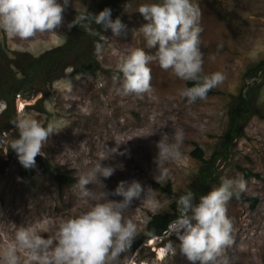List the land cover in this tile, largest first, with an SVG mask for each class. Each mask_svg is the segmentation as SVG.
<instances>
[{
  "label": "rangeland",
  "instance_id": "rangeland-1",
  "mask_svg": "<svg viewBox=\"0 0 264 264\" xmlns=\"http://www.w3.org/2000/svg\"><path fill=\"white\" fill-rule=\"evenodd\" d=\"M102 1L116 8V13L111 11L115 15L112 18L119 17L126 27L119 36H113L110 29L101 30L100 50L95 53L99 68L80 74L72 70L70 63L74 61L70 59L60 67L62 75H44L29 90L15 95L6 113V103L0 97V138L4 141L0 143V250L14 240L20 228L51 238L61 218L78 215L98 202L81 198L78 188L79 177L97 162L112 166L114 172L87 185L94 194L111 193L121 180L138 181L144 192L151 188L147 198L143 199L142 192L141 198L134 199L123 211L124 218L135 224L136 235L145 234L155 214L170 213V205L180 195L192 191L193 202L198 203L201 195L218 187L224 178H243L236 168L240 166L259 175L243 178L246 189L240 192L256 197L257 202L251 208L234 196L227 201L233 242L224 250V256L228 264H263L264 120L250 115L238 137L229 143L227 158L218 157L211 165L209 162L222 149L230 109L240 91L264 112V66L256 69L264 60V0H191L199 12L201 76L217 72L223 76L211 88L212 94L195 102L179 95L186 82L156 62L149 64L150 93L122 95L120 83L113 79L122 55L133 49H143L147 55L155 53L154 48L147 47L140 31L147 21L136 9L157 0H113L115 5L111 0H70L61 25L53 32L21 39L0 30V63L2 55L12 59L19 54L24 59L62 44L71 29L68 25L75 17L78 19L75 13L86 12ZM80 40L85 42L83 37ZM81 42L76 45L80 49ZM82 51L86 55L90 52L87 46ZM11 66L14 77L21 78L17 67ZM20 113L29 114L45 127L52 124L56 130L43 145V155L38 154L35 166L29 169L19 163L9 146L18 136L13 122ZM175 129L184 134L178 155L156 162V142L163 133L171 140ZM115 145L124 155H112ZM196 147L202 150V161L191 155ZM202 169L212 172L205 182L199 177ZM60 174L73 181L59 186L55 176ZM167 183L171 193L157 186ZM109 199L122 197L110 195ZM169 228L146 244L134 247L131 243L130 249L121 253L123 264H192ZM18 255L25 264H34L27 260L24 249H18Z\"/></svg>",
  "mask_w": 264,
  "mask_h": 264
},
{
  "label": "clouds",
  "instance_id": "clouds-1",
  "mask_svg": "<svg viewBox=\"0 0 264 264\" xmlns=\"http://www.w3.org/2000/svg\"><path fill=\"white\" fill-rule=\"evenodd\" d=\"M69 3L70 0H0V30L21 39L33 37L38 32H53L61 25L62 13ZM136 10L147 21L140 31L147 47L154 48L155 53L147 55L143 49H133L119 58L118 74L113 79L120 83V93L138 97L150 93L149 64L156 62L160 68L170 69L180 80L193 82L191 87L180 89L181 97L189 102L205 99L207 92L219 84L223 76L219 72L201 76L199 12L191 0H157L142 4ZM93 23L104 30L110 29L113 36H119L126 27L119 17L112 18L108 7L91 13L90 17H75L68 27L79 25L90 35H97L91 27ZM96 47L99 51L100 45ZM13 124L18 136L9 146L25 169L33 168L35 157L43 155V145L56 130L52 124L41 125L27 113L18 114ZM183 140L180 129L174 130L171 140L169 134H161L156 142V162L175 158ZM113 154L124 155V152L115 145ZM113 172L114 168L103 161L95 163L79 177L78 188L81 198L98 202L78 215L61 218L51 238H44L30 228L18 229L14 240L0 250V264H25L18 255L21 248L28 253L27 260L34 264H123L121 253L130 249L137 231L135 224L124 218L123 211L134 199L141 198L144 190L136 180L119 181L111 193L94 194L87 187L97 178L110 177ZM245 189L243 178H224L218 187L201 195L198 203L193 202L192 191L179 196L176 201L179 215L170 224L169 231L176 234L180 251L192 264L197 261L199 264H228L224 250L232 244L233 238L226 203ZM150 194L151 188H148L143 199ZM110 195L122 199H109Z\"/></svg>",
  "mask_w": 264,
  "mask_h": 264
},
{
  "label": "trees",
  "instance_id": "trees-1",
  "mask_svg": "<svg viewBox=\"0 0 264 264\" xmlns=\"http://www.w3.org/2000/svg\"><path fill=\"white\" fill-rule=\"evenodd\" d=\"M111 2H114L113 5H115L116 3L113 0H111ZM105 7H108L105 2H97L94 7L89 8L86 12H76L75 14L78 16V19L81 15H87L90 17L91 13L96 14L99 11L103 10ZM110 9L111 11L116 13L115 7L114 9ZM112 13L111 15L115 17V15H113ZM91 27L97 31V35H90L79 25H73L68 33V37L65 42L51 49L45 50L38 56H25L23 59L22 57H19V54H17L16 56H14V58L8 59L6 56L2 55L3 59L0 63V97L6 103V106L4 108L5 113L9 109H11V99L13 100L15 95H20V92L29 90L32 84H34L36 80H39L44 75L47 76L50 73L62 75V73L60 72V67L64 62L70 59L73 60L75 63L73 64L76 65L75 72L77 71L80 74H84L92 68H99V65H97L95 59V53L97 50L96 45L99 44L98 37L101 33L102 27L95 25L94 23L91 25ZM82 37L85 39V42H81L80 39ZM80 42L81 49L76 46L77 43L79 44ZM86 46L90 51H87V55L86 51H82ZM11 65L17 67L19 72L22 74L21 78L16 79L14 77V71H12ZM263 66L264 60L259 62L256 69H262ZM251 73L253 74L254 71H251ZM8 77H10L9 80ZM186 85L187 87H191L193 85V82L187 81ZM212 92L213 91L210 89L207 92L206 96L212 94ZM250 115H256L260 119L264 120V112L256 108L253 104V100L246 97L240 91L230 109L228 130L226 131V134L224 136L225 142L222 143V149L212 155L209 162L210 165L218 157L227 158L229 143L233 138L238 137L243 125L242 123L245 122ZM191 155L201 161L203 160V153L199 147H196L191 152ZM236 168L245 179H249L252 176H259L256 173L250 172V170L245 167L236 166ZM211 175V170L202 169L199 177L203 182H205L209 177H211ZM55 180L59 186H63L73 181V178L67 175L60 174L55 176ZM157 186L167 193H171L169 183H167L164 187H161L158 184ZM233 196L238 198L242 202L248 203L249 207L251 208H253L257 202L256 197L247 196L243 193H239V195L234 194ZM170 208V213L155 214L154 216H152L151 220L147 224L145 234L135 235L132 241L134 247H138L141 244H146L151 238H159L163 236V234L168 230V227L172 223V221H174L179 215L176 202L171 204Z\"/></svg>",
  "mask_w": 264,
  "mask_h": 264
},
{
  "label": "built area",
  "instance_id": "built-area-1",
  "mask_svg": "<svg viewBox=\"0 0 264 264\" xmlns=\"http://www.w3.org/2000/svg\"><path fill=\"white\" fill-rule=\"evenodd\" d=\"M70 66L72 67V70L75 72V69H76L75 65L73 63H70ZM2 142H4L3 138L2 139L0 138V143H2Z\"/></svg>",
  "mask_w": 264,
  "mask_h": 264
},
{
  "label": "bare ground",
  "instance_id": "bare-ground-1",
  "mask_svg": "<svg viewBox=\"0 0 264 264\" xmlns=\"http://www.w3.org/2000/svg\"><path fill=\"white\" fill-rule=\"evenodd\" d=\"M21 104V103H20ZM18 108H20L19 102H18Z\"/></svg>",
  "mask_w": 264,
  "mask_h": 264
}]
</instances>
